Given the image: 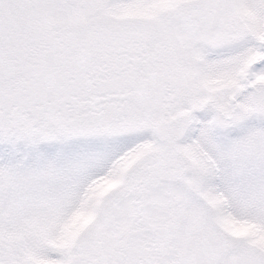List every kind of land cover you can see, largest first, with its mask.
I'll list each match as a JSON object with an SVG mask.
<instances>
[{"label":"snow or ice","instance_id":"1","mask_svg":"<svg viewBox=\"0 0 264 264\" xmlns=\"http://www.w3.org/2000/svg\"><path fill=\"white\" fill-rule=\"evenodd\" d=\"M0 264H264V0H0Z\"/></svg>","mask_w":264,"mask_h":264}]
</instances>
